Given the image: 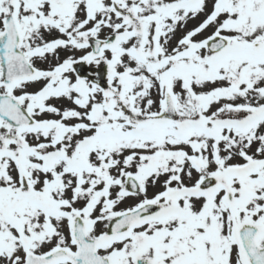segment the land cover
<instances>
[{"label":"snow or ice","instance_id":"obj_1","mask_svg":"<svg viewBox=\"0 0 264 264\" xmlns=\"http://www.w3.org/2000/svg\"><path fill=\"white\" fill-rule=\"evenodd\" d=\"M0 264H264V0H0Z\"/></svg>","mask_w":264,"mask_h":264}]
</instances>
